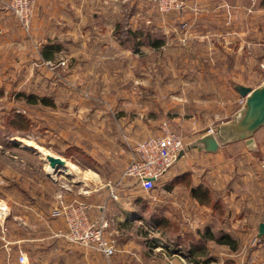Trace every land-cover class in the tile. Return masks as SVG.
<instances>
[{"label": "crops", "instance_id": "crops-1", "mask_svg": "<svg viewBox=\"0 0 264 264\" xmlns=\"http://www.w3.org/2000/svg\"><path fill=\"white\" fill-rule=\"evenodd\" d=\"M186 2L183 15L167 16L154 7L152 0H38L32 33L41 44L51 41L62 49L53 60L42 57L44 61L59 62L61 54L65 55L73 73L77 65L99 63L97 58L87 59L80 54L99 52L98 56H105L104 65L117 62L120 50H129L115 34L119 23L156 37L160 34L164 40L160 48L142 47L155 52L172 43V34L182 45L186 43L184 38L204 37L209 31L197 22L206 12L205 0ZM122 4L133 8L132 14L123 17L114 11L113 15L110 10ZM7 13H0L6 28L9 22L3 15ZM168 18H175L176 24L169 25ZM234 92L241 102V96L235 89ZM114 109L113 115L104 111L101 120L93 123L99 142L96 153L58 155L75 166L69 168V173L60 177L45 174L47 186L41 182L25 192L20 184L1 179L4 193H17L14 204L0 199L5 209L0 208V216L4 215L8 228L5 235L0 229L2 264H17L20 252L28 256L30 264H193L192 252H223L224 257H236L232 261L240 264V254L232 252H264V235H259L264 223V170L260 165L264 130L255 137L259 154L248 150L245 143L223 146L216 153L189 148L147 193L128 178L103 184L104 162L111 161V174L120 180L135 156V146L159 135L162 121L147 106L130 104ZM235 147L239 150L235 151ZM85 156L92 167L79 161ZM89 172L94 174L95 184L87 181ZM20 189L27 193L24 198L18 196ZM197 189L199 196L195 197ZM79 205L87 207L91 220L108 222L107 235L114 240L117 252L111 262L64 237L66 220L58 212ZM215 257L216 261L223 259L221 254Z\"/></svg>", "mask_w": 264, "mask_h": 264}, {"label": "rangeland", "instance_id": "rangeland-1", "mask_svg": "<svg viewBox=\"0 0 264 264\" xmlns=\"http://www.w3.org/2000/svg\"><path fill=\"white\" fill-rule=\"evenodd\" d=\"M5 3L0 0V13L8 12L3 17L9 22L6 28L0 18V181L7 178L20 184L24 192L41 182L47 184V165L29 146H41L56 156L96 153L99 142L93 123L101 120L104 111L115 113L114 106H147L160 118L161 125L168 123L189 143L209 131L214 133L239 109L243 99L239 102L235 97L236 84L256 88L264 83V0H205L206 12L197 22L209 31L204 37L184 38L186 43L182 45L171 33L172 45L167 48L157 52L141 49L134 54L130 49L120 50V58L112 64L102 65L105 56L87 52L80 57L97 58L99 63L77 65L73 73L65 55L61 54L59 62L42 59L41 51L47 43L41 44L32 33L36 8L27 30ZM110 11L125 17L133 8L122 4ZM168 24L174 26L175 18H168ZM22 92L49 97L55 106L27 104L18 98ZM15 113L27 117V131L9 124ZM88 159L85 156L79 161L92 167ZM111 166V161L104 162L105 175L101 178L105 185L123 179V172L120 180L111 174ZM87 178L95 184L94 174L89 172ZM16 194L0 188V199L9 203L14 204ZM26 194L21 190L18 196L24 198ZM205 253L209 264H236L232 261L236 257H224L223 252ZM232 253L240 254V264H264V252ZM115 254L105 258L111 262ZM218 254L223 259L216 261Z\"/></svg>", "mask_w": 264, "mask_h": 264}, {"label": "built area", "instance_id": "built-area-1", "mask_svg": "<svg viewBox=\"0 0 264 264\" xmlns=\"http://www.w3.org/2000/svg\"><path fill=\"white\" fill-rule=\"evenodd\" d=\"M163 14L177 13L183 15L187 10L186 0H152ZM38 0H6V7L18 18L21 26L29 29L33 12ZM211 131H209L210 133ZM185 138L175 132L168 123L160 127V134L138 143L133 160L125 167L123 178L132 179L144 192H151L173 166L181 159L180 153L186 146ZM264 170V155L260 159ZM63 212L66 220L64 237L73 244L88 250L112 257L116 252L115 242L108 237V222L100 219L93 221L89 218L87 207H65ZM1 210H5L1 208ZM0 227L3 233L8 232L4 215L0 216ZM20 264H29L25 253L20 252Z\"/></svg>", "mask_w": 264, "mask_h": 264}, {"label": "water", "instance_id": "water-1", "mask_svg": "<svg viewBox=\"0 0 264 264\" xmlns=\"http://www.w3.org/2000/svg\"><path fill=\"white\" fill-rule=\"evenodd\" d=\"M234 89L243 99L239 109L229 121L217 126L214 133H207L196 142L186 144L179 157H182L189 148L216 153L221 147L236 142H244L248 150L259 154L255 134L264 128V83L256 88L236 84ZM30 149L39 154L35 148ZM261 158L262 155H260ZM42 160L50 168L56 169L57 175L64 173V171L58 170L59 166L65 165V160L60 156L46 154ZM47 175L51 177L49 172H47ZM259 235H264V223L259 227Z\"/></svg>", "mask_w": 264, "mask_h": 264}, {"label": "trees", "instance_id": "trees-1", "mask_svg": "<svg viewBox=\"0 0 264 264\" xmlns=\"http://www.w3.org/2000/svg\"><path fill=\"white\" fill-rule=\"evenodd\" d=\"M120 43L122 45L127 44V48L129 47L134 53H139L144 45H150L152 47H156V49L160 48L163 45L164 40L160 37H156L154 33L138 30L134 31L132 28H129L125 23H119L117 27V31L115 32ZM62 49L56 43H47L41 51L42 57L45 60H53L56 56L55 54L60 52ZM18 98L25 101L27 104L31 105H43L47 107H54V101L49 97H40L37 95L26 94L24 92L18 95ZM29 120L26 116L21 113H15L10 116L9 124L15 127L19 131H27ZM264 128L260 129L256 134L262 132ZM236 145L244 144V142H237ZM234 144V145H235ZM14 146H18L17 143H13ZM236 148V147H235ZM239 150L237 147L235 149ZM80 155V154H78ZM65 157H70L68 154H63ZM201 188V187H200ZM199 190L197 189L195 192V197L199 196ZM208 200V199H207ZM203 256H205L204 252H192L191 259L193 264H209L211 260L205 259L203 260Z\"/></svg>", "mask_w": 264, "mask_h": 264}, {"label": "bare ground", "instance_id": "bare-ground-1", "mask_svg": "<svg viewBox=\"0 0 264 264\" xmlns=\"http://www.w3.org/2000/svg\"><path fill=\"white\" fill-rule=\"evenodd\" d=\"M27 144H30V142L29 143L27 142ZM29 147L32 148V146H29ZM33 148H35L37 150V152H39V154L41 155L42 158H44V156L46 154H49L48 151L45 150L44 148H42L41 146H37L36 145ZM46 165H47V171L51 174V176H56L57 175V170L53 169V168H50L48 166V164H46ZM69 168H75V166L72 165V164H69L68 162L65 161V165L59 166L58 170L64 171L66 173H69Z\"/></svg>", "mask_w": 264, "mask_h": 264}]
</instances>
